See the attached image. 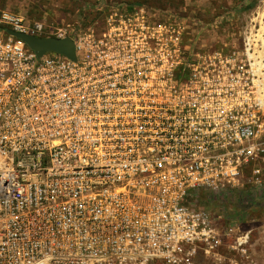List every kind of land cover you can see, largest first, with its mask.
Instances as JSON below:
<instances>
[{
	"label": "built area",
	"instance_id": "built-area-1",
	"mask_svg": "<svg viewBox=\"0 0 264 264\" xmlns=\"http://www.w3.org/2000/svg\"><path fill=\"white\" fill-rule=\"evenodd\" d=\"M86 8L61 25L0 14V264H255L250 231L199 197L264 188V35L243 59L210 44L223 19ZM8 28L70 36L76 60L38 58Z\"/></svg>",
	"mask_w": 264,
	"mask_h": 264
},
{
	"label": "rangeland",
	"instance_id": "rangeland-1",
	"mask_svg": "<svg viewBox=\"0 0 264 264\" xmlns=\"http://www.w3.org/2000/svg\"><path fill=\"white\" fill-rule=\"evenodd\" d=\"M92 1L94 0H0V14L8 9L29 19H42L47 16L55 24H74L82 22L86 15L93 14V11L86 8V4ZM127 1L151 3L176 11L203 13L211 23L223 19L219 31L215 30L208 35L209 42L216 47L217 39H222L223 43H219V46L224 45L228 54L237 51L243 59L248 54L245 49L248 38L256 39L257 35H264V0H256L250 9H245V6L252 0ZM245 62L248 63V60ZM199 205L220 226H238L242 231H250L249 252L255 264H264V188L259 189L246 182L241 188L229 189L220 194L202 195L199 197ZM222 251L228 258H234L227 247ZM239 259V264H245ZM212 262L203 255L199 258V264ZM220 264L230 262L227 259Z\"/></svg>",
	"mask_w": 264,
	"mask_h": 264
},
{
	"label": "water",
	"instance_id": "water-1",
	"mask_svg": "<svg viewBox=\"0 0 264 264\" xmlns=\"http://www.w3.org/2000/svg\"><path fill=\"white\" fill-rule=\"evenodd\" d=\"M10 35L23 40L41 58L44 54L52 52L67 56L76 60V44L70 36L60 37H38L11 28L7 29Z\"/></svg>",
	"mask_w": 264,
	"mask_h": 264
},
{
	"label": "trees",
	"instance_id": "trees-1",
	"mask_svg": "<svg viewBox=\"0 0 264 264\" xmlns=\"http://www.w3.org/2000/svg\"><path fill=\"white\" fill-rule=\"evenodd\" d=\"M256 3V0H252L250 3H248V5L245 6V9H250L252 8ZM89 11H91L90 9H88ZM92 12V11H91ZM95 18L97 17V15H95L94 13L90 16V15H86L84 18L88 20H90V18ZM204 196V195H203Z\"/></svg>",
	"mask_w": 264,
	"mask_h": 264
}]
</instances>
